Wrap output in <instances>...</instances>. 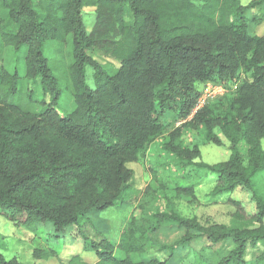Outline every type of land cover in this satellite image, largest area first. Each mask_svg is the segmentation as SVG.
Returning a JSON list of instances; mask_svg holds the SVG:
<instances>
[{"label": "trees", "instance_id": "obj_1", "mask_svg": "<svg viewBox=\"0 0 264 264\" xmlns=\"http://www.w3.org/2000/svg\"><path fill=\"white\" fill-rule=\"evenodd\" d=\"M263 5L264 0L247 6L240 0H0V10L7 11L0 18V216L30 233L50 226L56 239L75 229L94 264H166L132 259L166 224L184 231L177 246L205 236L232 247L218 264H244L247 249L264 243V193L253 184L264 171V35L250 28L264 21V13L246 15ZM85 8H94L89 30ZM50 41L65 47L64 61L44 58ZM8 47L26 49L23 78L2 65ZM95 51L113 63L96 62ZM29 80H38L48 103L23 94ZM206 84L230 91L191 116L200 95L196 86ZM63 90L74 102L64 116L58 112ZM170 112L183 123L168 132ZM215 128L230 143V156L194 166L217 175L212 195L240 187L254 203L252 211L230 199V226L201 227L172 211L147 216L140 208L141 216H131L117 240L87 237L80 225L86 215L137 193L127 164L138 162L153 141L166 134L164 150L190 163L199 150L183 147V130L203 131L207 142L220 145ZM240 142L248 146L247 166ZM162 189L175 198H195L192 186ZM57 255L36 248L32 262ZM0 264L22 263L0 253ZM68 264L87 263L77 254Z\"/></svg>", "mask_w": 264, "mask_h": 264}, {"label": "rangeland", "instance_id": "obj_2", "mask_svg": "<svg viewBox=\"0 0 264 264\" xmlns=\"http://www.w3.org/2000/svg\"><path fill=\"white\" fill-rule=\"evenodd\" d=\"M252 1L255 0H240V3L242 6H247ZM260 11L264 13V5L247 11L246 15L251 18L254 15L258 16ZM6 16L7 11L0 10V18L5 19ZM82 16L87 30H89L94 22V8L83 9ZM250 28L252 34L264 35V21L256 25L250 23ZM43 56L48 61H64L65 47L57 42H45ZM91 56L100 64L112 62L96 51ZM25 57V48L14 51L8 47L4 51L2 65L8 73H17L20 78H23L25 75ZM92 73V70L88 68L86 77L91 87ZM196 90L200 95L191 116L205 103L219 99L230 91L215 84L197 85ZM29 93H32L37 100L49 102L50 96L42 92L38 80L28 81L23 94L28 96ZM12 99L15 100V98ZM58 105V112L62 116L72 112L74 109L72 96L63 90L60 93ZM175 115L171 112L166 114L165 119L170 124L168 132L180 127L183 123V121L177 120ZM214 134L219 139L220 145L207 142L203 131L196 133L183 130L181 136L183 147L191 150L196 146L199 150V156L190 163L182 162L164 150L163 146L167 140L166 134L153 141L138 162L127 164V168L132 172L129 185L132 191L137 193H132L127 198H123L114 207L104 212L86 215L80 221V225L87 237L95 241H99L104 236L110 237L111 240H117L130 217L133 215L141 216V209L143 214H147V216L153 213L172 211L181 218L197 221L201 227H207L211 224L230 226L231 214L234 212V208L226 204V201L230 199L242 202L247 211H252L254 203L250 200L249 194L240 187L232 193L212 195L211 192L215 187L217 175L194 166L200 163L214 165L226 161L230 156V143L224 134L219 128L214 129ZM237 147L242 155L243 165L247 166L248 146L244 142H240ZM261 148L264 152V140L261 142ZM194 169H196V174L193 176L191 171ZM152 171H156L155 177ZM253 184L255 191L260 194L264 193V171L255 175ZM162 186L170 188L192 186L195 198L193 200L185 197L175 198L168 191L163 190ZM170 225L166 224L151 235V241L145 246L144 251L132 255L133 261L148 263L151 260H158L166 264H218L220 259L226 256L232 248L226 243L212 244L205 236H199L190 243L177 246L175 243L181 239L184 231L172 229ZM66 233L68 236L64 239H56L54 238V229L50 226L38 227L36 233H30L0 216V253L8 261L16 259L22 264H32L34 249H52L58 254L56 258H51L45 262H34L33 264H68V260L77 254L81 255L87 264H94L95 258L83 251V240L75 234L76 230L71 229ZM85 245L89 247L87 243ZM116 256L119 254L116 253ZM243 261L244 264H263L264 243L259 242L254 248L247 249Z\"/></svg>", "mask_w": 264, "mask_h": 264}, {"label": "clouds", "instance_id": "obj_3", "mask_svg": "<svg viewBox=\"0 0 264 264\" xmlns=\"http://www.w3.org/2000/svg\"><path fill=\"white\" fill-rule=\"evenodd\" d=\"M201 107H202V106H201ZM201 107H200V108H201ZM197 110H198V109H197ZM194 113H195V112H194ZM191 114H192V113H191Z\"/></svg>", "mask_w": 264, "mask_h": 264}, {"label": "built area", "instance_id": "obj_4", "mask_svg": "<svg viewBox=\"0 0 264 264\" xmlns=\"http://www.w3.org/2000/svg\"><path fill=\"white\" fill-rule=\"evenodd\" d=\"M221 89V88H220Z\"/></svg>", "mask_w": 264, "mask_h": 264}]
</instances>
